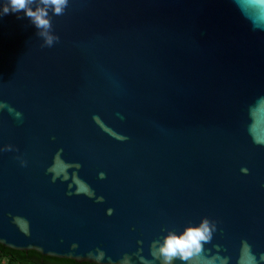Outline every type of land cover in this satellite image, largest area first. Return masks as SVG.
Wrapping results in <instances>:
<instances>
[{
    "label": "water",
    "instance_id": "obj_1",
    "mask_svg": "<svg viewBox=\"0 0 264 264\" xmlns=\"http://www.w3.org/2000/svg\"><path fill=\"white\" fill-rule=\"evenodd\" d=\"M49 17L50 47L0 17V245L164 264L165 237L207 221L171 264H264V0H68Z\"/></svg>",
    "mask_w": 264,
    "mask_h": 264
},
{
    "label": "clouds",
    "instance_id": "obj_2",
    "mask_svg": "<svg viewBox=\"0 0 264 264\" xmlns=\"http://www.w3.org/2000/svg\"><path fill=\"white\" fill-rule=\"evenodd\" d=\"M67 4L68 0H6L3 7L0 8V17L17 14L18 19L28 18L36 28V34L43 38L44 46L50 47L59 38L52 34L49 12L53 15H62ZM21 12L23 16L20 15ZM209 237L207 221H204L200 227L187 228L182 235L165 237L159 249L164 264H171L174 258L186 260L194 250L199 251L201 241H205Z\"/></svg>",
    "mask_w": 264,
    "mask_h": 264
},
{
    "label": "trees",
    "instance_id": "obj_3",
    "mask_svg": "<svg viewBox=\"0 0 264 264\" xmlns=\"http://www.w3.org/2000/svg\"><path fill=\"white\" fill-rule=\"evenodd\" d=\"M0 264H90L41 256L34 251H16L0 245Z\"/></svg>",
    "mask_w": 264,
    "mask_h": 264
}]
</instances>
